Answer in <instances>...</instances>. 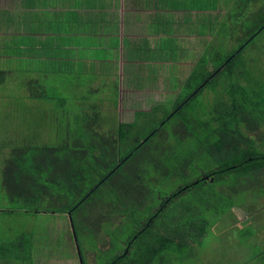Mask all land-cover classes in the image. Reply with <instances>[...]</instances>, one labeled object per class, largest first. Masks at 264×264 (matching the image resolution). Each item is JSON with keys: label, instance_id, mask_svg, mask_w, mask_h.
Masks as SVG:
<instances>
[{"label": "rangeland", "instance_id": "obj_1", "mask_svg": "<svg viewBox=\"0 0 264 264\" xmlns=\"http://www.w3.org/2000/svg\"><path fill=\"white\" fill-rule=\"evenodd\" d=\"M2 1L0 0V3ZM255 2L253 0H178L175 4L173 0L174 5L187 8L188 13H191L188 16H193L186 19L192 34L202 32L206 35L209 29L214 31L212 34L214 41L210 45L209 43L204 45V48L208 49L202 52V58L194 62L196 63L194 67L199 68V72L203 70L204 57H207V66L210 70L215 66L213 58L217 56L216 54L224 57L228 51L237 49L240 43L249 37L252 27L258 22L251 19V14L255 13L254 10L258 7L264 6V0L256 4ZM260 17H264V11ZM241 57L238 62L239 68L235 70L233 77L219 75L216 78L219 81L216 86L215 80L212 81L183 108L182 117L185 115L188 120L195 122L194 124L189 120L185 125L184 140L180 138V127L177 126L174 131L173 128H169V124H166L163 128L165 140H162L161 131L158 134L161 141L155 138L157 135L150 141L153 145L161 147L159 150L154 149L158 154L154 153L151 158L148 152H143L138 156L140 161L138 172H142L145 166L144 176L150 182L144 185V191L151 193V201L154 204L163 198H159L160 195H166L184 181L191 182L202 176L203 172L209 171L210 168L204 165L206 161L198 157L196 141L204 133L200 127L201 122L207 118L215 101L219 98L224 102L228 101L225 88L231 85L241 86L246 89L248 98L256 93L260 94L261 98L257 101L262 102L258 109L262 123L259 122V125L256 122L258 128L249 135L257 144L264 143V31L242 51ZM240 69L242 72L244 70L242 76L244 80L238 78L237 73H240ZM24 80L25 78L19 75L0 76V209L4 211L17 208V204L12 203L7 197V191L2 184L3 169L11 159V152L16 151L25 162H28L36 149L62 144L66 136L67 122L71 124L72 135L71 140L66 143L71 145L77 137V129L83 120V116L79 115L82 114L98 113L96 114L99 115L98 120L94 126L104 134L116 131L120 122L134 121L133 114L103 115L100 114L102 110L88 108L84 110L77 104L79 102L89 106L97 101L94 98L59 100L60 93L52 92V84H27ZM172 84L179 89L175 98L160 99V103L164 104L151 111H143L137 116L127 134V139L120 142L121 154L125 152L124 146H127L126 148L133 146L168 117L176 97L183 99L188 95V91L184 88L185 80ZM41 85L44 90H40ZM28 87L37 94L41 93L42 98L32 101L27 99L26 94L30 93ZM63 102L65 105H62ZM137 102L145 103V100H137ZM137 106L140 107L139 104ZM82 111H86V114ZM68 113H71L70 116H67ZM103 113L108 114L106 110ZM178 119L179 117L173 119L171 126H181L182 123ZM212 125L215 127L214 124ZM58 132L60 137H57ZM189 154H195L194 160L197 164L191 166L193 169L190 167L185 169V172L175 170L174 175L171 176V168H175L180 160L188 163ZM146 204L147 201L141 206ZM156 209L154 207V210ZM104 213H107V208H104ZM141 213L146 214L144 211ZM166 214L168 220L181 217L179 223L189 221L206 223L204 234L200 238L198 236L194 240L191 239L186 249L176 255L178 259L176 264H264V169L256 174L241 177L231 185L223 181L218 183L209 181L202 187L189 189L168 205ZM92 216L94 217L93 214H89L86 221L88 229L93 232L92 236H81L78 233V244L86 264H103L112 257L114 248H120L119 243L130 232L129 225H123L124 222L118 215L112 218L108 230L113 231L118 239L117 241L112 237L114 241L112 248V238L105 233L103 223L98 229L94 226L95 230L92 229L90 225ZM22 235L31 236L33 239L34 264H80L72 240L68 214L0 212V242H10Z\"/></svg>", "mask_w": 264, "mask_h": 264}, {"label": "trees", "instance_id": "obj_2", "mask_svg": "<svg viewBox=\"0 0 264 264\" xmlns=\"http://www.w3.org/2000/svg\"><path fill=\"white\" fill-rule=\"evenodd\" d=\"M258 1L256 0L255 4ZM254 11L256 12L251 14V19L258 22L252 27L249 37L240 43L237 49L228 51L224 57L216 54L219 57L213 58L215 66H212V69L209 70L207 66V57L203 58L202 71L199 72V68L193 67L184 84L188 95L183 99L177 97L168 117L133 146L128 148L124 146V154L120 153V142L127 139L130 128L140 114L134 115L133 123H119L116 131L105 134L94 126L98 120L99 115H96L98 113L82 114L79 115L83 116V120L77 129V137L71 145L66 143L71 140L72 135L71 124L67 122L66 136L62 144L36 149L28 162H25L16 151L11 152V159L3 169L2 184L7 191V197L12 203L17 204V208L8 211L0 209V212L58 215L70 213L72 240L80 264H86V261L78 244V233L81 236H92L93 233L87 227V216L94 215L90 224L92 229L93 226L98 229L103 223L105 233L117 239V235L108 230V227L112 218L118 215L122 218L123 225H129L130 232L119 243L120 248H114L112 257L103 264H176L178 261L176 255L186 249L191 239L194 240L198 236L200 238L204 234L206 223L202 221L179 223L181 217L168 220L166 214L168 205L189 189L202 187L210 179H213L210 182L223 181L231 185L241 177L256 174L264 169V143L257 144L249 135L258 128L259 122L262 123L258 110L262 102L257 101L261 96L256 93L248 98L246 89L241 86L231 85L225 88L228 101L224 102L221 98L215 101L207 118L201 122L200 127L204 133L196 141L198 157L206 161L204 165L210 168L209 171L203 172L202 176L191 182L184 181L166 195H160L159 198H163L157 200V204L151 201V193L144 191V185L150 182L144 176L145 166L142 172H138L140 163L138 156L148 152L152 158L156 153L154 149H161L150 141L156 135L155 138L160 140L158 134L161 131L162 140H165L163 128L166 124L174 131L177 126L180 127V138L185 139L183 136L185 125L192 120H188L185 115L182 117L183 108L212 81L215 80L216 86L219 82L216 78L219 75L233 77L235 70L239 68L238 62L242 58V51L264 31V17H260L264 6ZM237 74L239 79L242 78L244 70L242 72L240 69V73ZM0 76L5 77L2 74ZM40 87L44 88L42 85ZM77 104L84 110L86 108L96 110L95 103L86 108L82 106L83 103ZM82 113L86 114V111ZM178 117L184 125L171 126L172 120ZM89 118L92 119L91 122ZM192 123L195 124L194 121ZM59 135L58 132L57 137H60ZM188 157V163L180 160L175 168H171L173 173L170 171L171 176L175 170L185 172V169L197 164L194 160L195 154H189ZM212 165L215 167H211ZM205 177L208 179H204ZM145 201L146 206H141ZM154 207L157 209L154 210ZM104 208H107L106 214ZM141 211L146 214H142ZM113 244L112 238V248ZM120 249L122 250L118 252ZM32 252L31 236L22 235L10 242H0V264H34Z\"/></svg>", "mask_w": 264, "mask_h": 264}, {"label": "crops", "instance_id": "obj_3", "mask_svg": "<svg viewBox=\"0 0 264 264\" xmlns=\"http://www.w3.org/2000/svg\"><path fill=\"white\" fill-rule=\"evenodd\" d=\"M172 2L3 0L0 74L52 84L59 100L94 98L103 115L151 111L160 99L175 98L172 83L186 81L214 41L213 29L192 34L191 13ZM27 89V99L42 98Z\"/></svg>", "mask_w": 264, "mask_h": 264}, {"label": "water", "instance_id": "obj_4", "mask_svg": "<svg viewBox=\"0 0 264 264\" xmlns=\"http://www.w3.org/2000/svg\"><path fill=\"white\" fill-rule=\"evenodd\" d=\"M204 179H208L207 177H205ZM213 179H210V181H212ZM69 217V221H70V225H72L71 219H70V213L68 214Z\"/></svg>", "mask_w": 264, "mask_h": 264}]
</instances>
